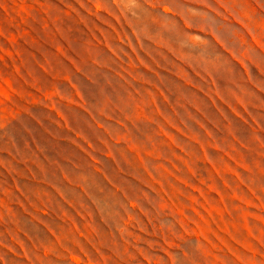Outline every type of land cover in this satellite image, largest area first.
Returning a JSON list of instances; mask_svg holds the SVG:
<instances>
[{
	"label": "rangeland",
	"instance_id": "rangeland-1",
	"mask_svg": "<svg viewBox=\"0 0 264 264\" xmlns=\"http://www.w3.org/2000/svg\"><path fill=\"white\" fill-rule=\"evenodd\" d=\"M0 264H264V0H0Z\"/></svg>",
	"mask_w": 264,
	"mask_h": 264
}]
</instances>
